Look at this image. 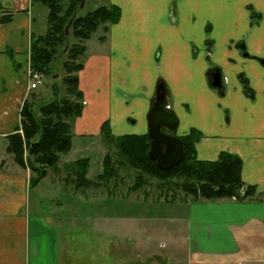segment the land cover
Here are the masks:
<instances>
[{"label": "crops", "instance_id": "0c3cea01", "mask_svg": "<svg viewBox=\"0 0 264 264\" xmlns=\"http://www.w3.org/2000/svg\"><path fill=\"white\" fill-rule=\"evenodd\" d=\"M0 4L2 15L11 18L0 24V43L4 28H13L18 36L17 48L4 51L6 43L0 47V139L4 143L1 147L0 142V264H98V253L93 258L90 246L86 258L65 248V234L78 230L74 222L83 216V202L78 197L57 198L63 180L57 184L52 177L64 178V171H48L30 188V171L6 152L29 93L24 86L34 6L30 0H0ZM106 5L119 8L120 18L109 27L104 41L97 40L103 52L90 53L77 74L82 112L71 126V148L63 154L69 156L60 158L59 165L88 158L77 156L102 142L104 123L114 137L147 134V114L162 83L167 109L178 118L175 136L197 130L201 138L195 151L200 161H214L221 152L239 156L241 179L245 186L254 187L255 194L245 201L135 203L101 198L89 214L95 235L99 228L114 234L122 228L123 238L130 243L140 231L166 233L170 239V250L158 255L148 250L143 239L131 252L123 245L117 246L119 254H115L113 246L109 250L113 252L107 253L123 257L120 264H264V0H106L101 6ZM23 51L22 66L17 53ZM11 63L22 70V82L4 74L13 71ZM216 72L219 87L212 86ZM8 77V87L2 88ZM35 190L32 198L30 192ZM111 203V213L99 210ZM150 203L160 216L148 215ZM61 210L68 221L57 224Z\"/></svg>", "mask_w": 264, "mask_h": 264}, {"label": "trees", "instance_id": "16d2710c", "mask_svg": "<svg viewBox=\"0 0 264 264\" xmlns=\"http://www.w3.org/2000/svg\"><path fill=\"white\" fill-rule=\"evenodd\" d=\"M82 3L83 0H30L31 7L34 6L33 26L37 23V15L42 13V8L46 10L44 32L36 35L32 31L30 35V68L32 72L47 77L51 73L53 62L60 59L61 55L66 57L62 63L65 72L63 85L66 95L74 98L73 101L53 100L42 104L38 109L26 99L20 108L19 126H16L14 133L8 137L6 152L14 156L20 167L30 171V188L46 177L50 169H56L60 155L67 153L71 148L70 122L82 112V93L78 89L77 73L83 68V64L77 61L79 56L85 53L84 43L90 40L99 28L103 35L97 39L104 41L109 27L120 18V9L112 5L99 6L79 15ZM0 8L2 9L1 4ZM10 19V15H2L0 24L9 23ZM70 37L77 43L69 44ZM52 88L57 90L54 83ZM20 130L22 134L19 133ZM200 138L201 134L195 129H190L188 134L181 136L182 160L164 172L148 159L150 138L147 134L114 137L110 134L107 123L101 126L103 143L115 148L121 164L125 162L129 169L136 173L129 191L140 190L150 179H155L158 181V187H168L165 189L167 193L171 190L170 180L174 179L175 187L190 197L192 202L252 199L255 189L253 186H245L241 179V158L235 154L221 152L214 161H200L196 158L195 151V144ZM24 147L27 149L25 158ZM89 163V158H80L64 166L74 172L73 177L65 179L66 183L73 186L74 192L84 194L89 189L104 188L102 182H107L117 175L108 150L102 160V172L93 181L87 178ZM165 197L167 199L168 195Z\"/></svg>", "mask_w": 264, "mask_h": 264}, {"label": "rangeland", "instance_id": "374dc122", "mask_svg": "<svg viewBox=\"0 0 264 264\" xmlns=\"http://www.w3.org/2000/svg\"><path fill=\"white\" fill-rule=\"evenodd\" d=\"M106 0H83L84 2V6L83 8H81L78 12L79 15H84L85 13L92 11L93 9H95L98 6L104 5ZM42 8V7H40ZM42 10L44 12H42L39 16L37 15V23L35 24V26H33L32 31H34V33L36 35L42 34L45 30V23H46V10L44 8H42ZM44 13V15H42ZM0 15H2V13L0 12ZM13 28H4L1 30L2 33V41L0 43V47H3V43H6V47L4 49L5 50H10L11 48H17L15 45V41L16 38L18 36H16V34H13ZM103 35V33L101 32V29L99 28L92 36V38L88 41H86L84 43V45L86 44L88 52L84 53L82 56H79L78 61L81 64H84L87 59H88V55L90 53L95 54V53H101L103 52V48L102 46H100V44H98L97 42V38L99 36ZM68 43L72 44V43H77L76 40H74L72 37H70L68 39ZM105 48V45H104ZM5 56V55H3ZM18 57H21L22 59V63L21 65H24V51L22 53H17ZM29 56V54H28ZM5 59V58H4ZM66 57H64L63 55H61L60 59H57L56 61L53 62V66H52V70L49 76L47 77H43V75L38 74L40 79H41V83L40 85H38V87L34 90H29L28 96H27V101L28 102H32L35 106V108H39L42 104L48 103L50 101H59L62 99H66V100H71L73 101L74 98L66 95L65 93V87L63 85V78L65 77V72L62 68V63L63 61H65ZM10 66H13V63L10 64ZM13 71L12 70H8V71H4V74L8 75V76H16L17 78L22 80V70H20V68L18 69L17 67L13 66ZM30 72L32 73V70L30 68V64H27L26 66V81H25V86L24 88H27V84L30 83L28 80V74H30ZM10 74V75H9ZM78 74V73H77ZM10 82V77H8L7 79H4V81L2 82V88H7ZM55 84L57 90H53L52 88V84ZM25 101V100H24ZM20 112V111H19ZM19 122H20V116H19ZM71 126L73 122H70ZM20 134H22V131H19ZM1 142V147L4 145V143H2V140L0 139ZM101 143V144H100ZM104 144L103 141L101 142L100 140L98 142H95V144L93 145L91 151H87L86 153H80L78 154V157H88L90 159V167H89V178L88 179H92L96 180L97 176L100 174V165H102V159L104 157V151L106 153V151L108 150V153L110 154L111 160L113 162V166L116 168L117 171V175L115 176V178L107 181V182H102L103 183V187L104 188H99V189H89L87 191L84 192V194L76 192L73 195H70V191L73 189V186L66 183L65 179H67L69 176L73 177V173L72 170H67L65 167H61V165H59V162L57 164V168L58 169H62V171H64L63 174L65 175L64 178H62V175H56V177H52L54 179H58L57 184L61 183V181L63 180V185H62V193L60 192L59 194H57V198L59 196H62V198H68L69 199H75L76 197L80 198L77 201L83 202L81 203V208L83 209V216L81 218H77V220L74 223H78V230L76 231H72L70 233L65 234L64 236V240L65 241V248L66 249H70L73 250L77 253H79L81 256L83 257H89V251L91 248V251L93 252V258H94V254L96 253L95 251H97V261L98 264H120L122 262H124V258L119 257V256H111L110 254H108L107 252L109 250H111V248L113 246H116V250H115V254H119L118 253V248L117 246H123L125 245L127 248H129L130 252L132 250H134L136 248L135 244L137 245V240L139 239H143L146 240L147 245H148V250L150 252H152L153 254L158 255L159 253H166L168 250H170L171 248V242L170 239L167 238V234H151L150 231H147V234H144L142 231H140L138 233L137 236H135L134 240L130 243V241H127V239L123 238V230L122 228H118V232L114 234L113 230L111 232H108L107 230H105L104 228H99V234L95 235L94 231L95 230V226L93 224V222H91L90 218L91 216L89 215L92 211H94V207L96 206L97 202H102L100 199L104 198L105 200L108 201H104V202H113V201H118V202H122V201H131V202H135V203H140L139 201L141 200H145V201H149V202H188V201H192L190 197L185 196V194L178 188L175 187V181L174 179L170 180L171 184L169 185V188L171 187V190L168 191L167 193H165V189L168 187H158L157 183L158 181H156L155 179H150L148 184L143 186L140 190L137 191H129V188L133 185L134 183V177L136 175V173L134 171H132L131 169H129V167L124 163L121 164V161L119 159V156H117V152L115 150V148L113 149V147H111V145ZM91 146H89L88 144H86L85 149L89 150ZM83 149V147H82ZM26 148L24 147L23 150V157H26ZM114 151V152H113ZM82 152V151H81ZM103 154V157L101 158ZM12 159L14 160V156L11 154ZM69 155H60V158L62 161H64V159L66 157H68ZM15 162V160H14ZM7 163V162H6ZM6 163H3V165H5ZM55 169H50V172H53ZM49 172V178H51V174ZM54 174V173H53ZM55 175V174H54ZM59 177V178H57ZM42 181V180H41ZM40 181V182H41ZM168 182V181H167ZM59 188V186L57 187V189ZM32 195V198H36L37 192L36 190L33 192H30ZM53 193V192H51ZM81 194V195H78ZM166 194L168 195L167 199H166ZM83 197V199H82ZM99 199V200H98ZM82 200V201H81ZM114 203L111 204H106V208H104L103 206H100V211H104V209H106L107 212L111 213L113 210L110 208L113 206ZM153 204V203H150ZM170 206L171 203H169ZM103 207V208H101ZM158 208H160V210L162 211H169L166 210L168 207L166 205H164L163 207H161V205L158 206ZM147 212L149 213L148 215L151 217H158L160 215H157L155 213H158V209L155 207V205H151L148 208H146ZM132 212H137L138 210L135 208L131 209ZM62 212V217L59 218L58 223L57 224H61L66 223L68 221L66 214L63 210H61ZM131 217H135L131 214ZM156 220V219H155ZM152 224H155V221L152 222ZM91 225L93 227V230L91 228ZM148 228H150L148 226ZM82 232H79L81 231ZM92 230V232H91ZM129 240V239H128ZM115 243V244H114ZM114 244V245H113ZM90 246V248L88 247ZM134 248V249H133ZM109 252H113L109 251Z\"/></svg>", "mask_w": 264, "mask_h": 264}, {"label": "water", "instance_id": "95a60500", "mask_svg": "<svg viewBox=\"0 0 264 264\" xmlns=\"http://www.w3.org/2000/svg\"><path fill=\"white\" fill-rule=\"evenodd\" d=\"M212 86H220L218 72L212 75ZM147 124L150 138L148 159L161 171H168L182 160L183 146L180 137L173 135L178 127V118L167 109L162 83L156 87V95L147 114Z\"/></svg>", "mask_w": 264, "mask_h": 264}, {"label": "built area", "instance_id": "2783aa9c", "mask_svg": "<svg viewBox=\"0 0 264 264\" xmlns=\"http://www.w3.org/2000/svg\"><path fill=\"white\" fill-rule=\"evenodd\" d=\"M28 80L30 83H28V89L30 90H34L38 87V85H40L41 83V79L39 77V75H37V73L35 72H30V74H28Z\"/></svg>", "mask_w": 264, "mask_h": 264}, {"label": "flooded vegetation", "instance_id": "af4514ba", "mask_svg": "<svg viewBox=\"0 0 264 264\" xmlns=\"http://www.w3.org/2000/svg\"><path fill=\"white\" fill-rule=\"evenodd\" d=\"M213 74H214V73H213ZM213 74H212V75H213ZM173 135H175V134L173 133Z\"/></svg>", "mask_w": 264, "mask_h": 264}]
</instances>
